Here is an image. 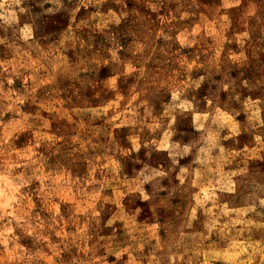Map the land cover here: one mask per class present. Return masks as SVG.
<instances>
[{
  "label": "rangeland",
  "instance_id": "1",
  "mask_svg": "<svg viewBox=\"0 0 264 264\" xmlns=\"http://www.w3.org/2000/svg\"><path fill=\"white\" fill-rule=\"evenodd\" d=\"M0 264H264V0H0Z\"/></svg>",
  "mask_w": 264,
  "mask_h": 264
}]
</instances>
